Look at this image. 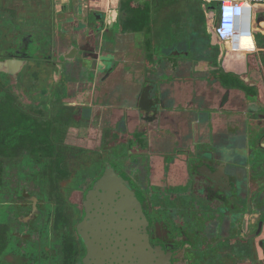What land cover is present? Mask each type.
Instances as JSON below:
<instances>
[{
	"label": "flooded vegetation",
	"instance_id": "af4514ba",
	"mask_svg": "<svg viewBox=\"0 0 264 264\" xmlns=\"http://www.w3.org/2000/svg\"><path fill=\"white\" fill-rule=\"evenodd\" d=\"M191 18L188 38L145 39L134 88L93 46L80 50L92 62L59 72L29 70L28 31L0 50L29 63L0 73V113L7 101L29 118L0 160V264H264V51L235 61ZM66 110L77 130L32 158ZM117 181L125 191L102 196Z\"/></svg>",
	"mask_w": 264,
	"mask_h": 264
},
{
	"label": "crops",
	"instance_id": "0c3cea01",
	"mask_svg": "<svg viewBox=\"0 0 264 264\" xmlns=\"http://www.w3.org/2000/svg\"><path fill=\"white\" fill-rule=\"evenodd\" d=\"M108 1H112L115 6L119 3V12L124 14L119 17L117 14L111 15L107 9ZM192 1L8 0V7L12 11H16L19 24L24 26L23 30L33 35L41 31V36L47 43V47L54 49L57 43V49L64 53L69 51L72 46H78L79 50L93 46L100 56V61L96 64L118 65L116 69L119 73V87L134 88L135 84L140 82L141 73L146 66L144 56L147 46L145 39L154 40V45H156L155 41L163 40L172 35L183 39L188 38L187 22H189L188 15ZM195 1L201 2V11L204 7L209 10L206 13L202 11L205 30L208 34L203 39H208L212 44L218 42L223 48V42L219 41L215 34L217 21L213 19L214 0ZM262 13H264V6L256 5L252 10L250 25L252 37L243 42V48L247 49L251 46L254 47L255 51L242 53V56L237 55V58L241 57V61H245L248 56L257 53V51L260 53L264 51V21L260 19ZM180 15L186 17L187 20H182ZM103 19L110 23L111 29L107 27V32L91 33L89 28L91 21L95 20L96 24L99 25L104 23ZM191 31L196 33L194 27ZM256 34L262 40L254 38ZM209 42L206 41V44L203 43L202 45H210ZM230 56L237 60L235 55Z\"/></svg>",
	"mask_w": 264,
	"mask_h": 264
},
{
	"label": "rangeland",
	"instance_id": "374dc122",
	"mask_svg": "<svg viewBox=\"0 0 264 264\" xmlns=\"http://www.w3.org/2000/svg\"><path fill=\"white\" fill-rule=\"evenodd\" d=\"M181 3V2H180ZM8 0H0V50H2V48H7L8 46H10L9 44L14 42L13 40V34H14V30H18L21 31L20 29L23 30V27L21 24H19V18L18 15L16 13V11H12L9 7H8ZM191 9L190 10V17H193L190 21L195 22L194 27L195 31L199 32L200 37H203V33L205 32V22L203 20V13L201 11V2L199 1H195L193 0L191 3ZM2 5V6H1ZM182 6V3H181ZM3 8V10H2ZM5 10V11H4ZM208 8L204 7V13L208 12ZM213 19H215L216 21H218V17H219V11H218V7L216 8V10H213ZM181 16V15H180ZM179 16V17H180ZM3 17L5 19H3ZM182 20L186 19V17L181 16L180 17ZM5 21H8L10 23H5ZM12 23V24H11ZM190 27V28H191ZM194 32V31H191ZM25 33V32H23ZM41 31H39L38 33H34V45H31L30 51L29 53L31 54V57H33L35 59L34 64L36 66H29V70L31 71H39V67L41 65L44 66H48L45 63L40 62V60L38 58H41V56L43 55V47H45V41H43V37L41 36ZM254 38H256L257 40H262L258 34H256L254 36ZM37 43H40L41 46L39 47ZM235 58H237V56H235ZM236 61V59H234ZM8 109V108H7ZM64 115L62 116H54V118H52L51 121H46V125L47 128H49L51 131H49V133H51V136H48V131H46V133L41 134V136H38V138L35 141H32V145H37V148H34L33 150H31L30 155L32 156V158L36 159H42V161H45L46 159H51L52 155L51 153H49V148H46L45 146H47L49 142L51 141H60L64 138V136L70 132L76 131L77 130V125L76 123L72 120L73 116V111L72 110H66V112H63ZM1 119H3V115H1ZM17 126V125H16ZM2 128V126H1ZM79 130V129H78ZM66 131H69L68 133ZM75 138V136H74ZM8 139V144L12 145V141H13V145H16V138L14 135H12V131H10V133H8L7 136ZM38 141V142H37ZM58 141V142H59ZM56 142V143H58ZM23 142H21L20 144H22ZM35 147V146H34ZM6 154L11 155L12 152L8 151ZM4 156V155H3ZM2 156V157H3ZM50 166V165H48ZM24 182V181H23Z\"/></svg>",
	"mask_w": 264,
	"mask_h": 264
},
{
	"label": "water",
	"instance_id": "95a60500",
	"mask_svg": "<svg viewBox=\"0 0 264 264\" xmlns=\"http://www.w3.org/2000/svg\"><path fill=\"white\" fill-rule=\"evenodd\" d=\"M107 3H108L107 9L109 10V13H111V15L117 14L119 17L120 15L124 14V13L119 12L120 11L119 3L116 6L113 5L112 1H108ZM3 19H5V18L3 17ZM260 19H262V18H260ZM103 22L104 23L97 25L95 20L91 21V23L89 24V28L91 30V33L99 34V33H102L104 31L107 32L108 31L107 27H110L111 25H110V23H107V21H104V19H103ZM5 23H10V22L5 21ZM110 29H111V27H110ZM20 30L21 31L14 30V34H13V39H14L13 41L14 42L10 43L9 44L10 46L18 44V42L21 40V36L22 37L24 36L23 32H25V31L22 29H20ZM32 43L34 44L33 41H32ZM44 43H45V47H43L44 48L43 51H45V52H43V55L41 56V58H38V59L42 63L48 64L51 67H55L56 69H58V72L62 69V66L64 63L67 64V63H73V62H76V63L81 62V63L87 64V63H90L94 60V58H92L90 56H86L85 58L82 57V53H81L82 51H80L77 46H72V48L69 51L60 54L53 49H48L50 47H47L46 42H44ZM37 44L39 47L41 46L40 43H37ZM28 64H29L28 61L24 60V58H21V59L13 58V59L5 60V61H0V73L13 77L17 73H20L23 69H25V67ZM57 64H58V66H56ZM32 66H35V65H32ZM145 92H146V90H145ZM145 92H144V95H142V97L140 98V100H142L143 96L147 97V94H145ZM146 111L148 112V110H146ZM258 111H259V115H258V118L256 121L257 122V128L259 131H264L263 130L264 112H263V109H260ZM255 133L257 134V138H255L257 140L259 135H260V132L256 131ZM262 156H264V153L262 154ZM106 175L107 174H105L104 176H106ZM103 178H105V177H103ZM126 187L128 189H130L129 186H126ZM123 188H125V187H123L121 185V183L117 181L116 185L113 186V189L109 190L107 192H102V196L106 193L111 194L112 192L114 194L121 193L122 191H125V189H123ZM116 199H118V197H116ZM120 202H121V200H120ZM92 219H93V216H92V214H90L88 216V219L86 220V222L90 223V222H92Z\"/></svg>",
	"mask_w": 264,
	"mask_h": 264
},
{
	"label": "built area",
	"instance_id": "2783aa9c",
	"mask_svg": "<svg viewBox=\"0 0 264 264\" xmlns=\"http://www.w3.org/2000/svg\"><path fill=\"white\" fill-rule=\"evenodd\" d=\"M256 5L264 6V0H223L218 11L219 17L215 34L223 42L227 53H248L254 50L243 49V42L252 37L250 30L251 14Z\"/></svg>",
	"mask_w": 264,
	"mask_h": 264
},
{
	"label": "trees",
	"instance_id": "16d2710c",
	"mask_svg": "<svg viewBox=\"0 0 264 264\" xmlns=\"http://www.w3.org/2000/svg\"><path fill=\"white\" fill-rule=\"evenodd\" d=\"M1 97L6 98L7 97L6 93H0V99ZM2 109L3 110L0 113V134L3 135V137L2 140L0 141V144L2 143V146H0V160L5 161V159H1V157L3 155H4L3 157L6 156L7 148L13 147V141H12V145L8 144V139H7L8 133L12 131V135H14L16 138V143H15L16 145L23 142L24 141L23 137H25L26 133L29 132L28 130L29 118L26 117L21 110L10 107L7 101H5ZM1 115H3V119H1ZM3 144L5 145V147Z\"/></svg>",
	"mask_w": 264,
	"mask_h": 264
},
{
	"label": "bare ground",
	"instance_id": "6f19581e",
	"mask_svg": "<svg viewBox=\"0 0 264 264\" xmlns=\"http://www.w3.org/2000/svg\"><path fill=\"white\" fill-rule=\"evenodd\" d=\"M261 18L263 19V21H264V13H262L261 14ZM263 26H264V24H263ZM252 47L250 46L249 48H247V49H251ZM244 49V48H243ZM230 54V53H229ZM230 55H233V54H230ZM242 56L241 54H239V53H237L235 56Z\"/></svg>",
	"mask_w": 264,
	"mask_h": 264
}]
</instances>
